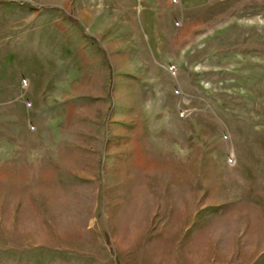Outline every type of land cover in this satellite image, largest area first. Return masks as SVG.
<instances>
[{"label":"rangeland","instance_id":"374dc122","mask_svg":"<svg viewBox=\"0 0 264 264\" xmlns=\"http://www.w3.org/2000/svg\"><path fill=\"white\" fill-rule=\"evenodd\" d=\"M0 264H264V0H0Z\"/></svg>","mask_w":264,"mask_h":264},{"label":"crops","instance_id":"0c3cea01","mask_svg":"<svg viewBox=\"0 0 264 264\" xmlns=\"http://www.w3.org/2000/svg\"><path fill=\"white\" fill-rule=\"evenodd\" d=\"M208 0H197L192 2L191 0H177L179 7L184 10L193 9L205 4Z\"/></svg>","mask_w":264,"mask_h":264}]
</instances>
